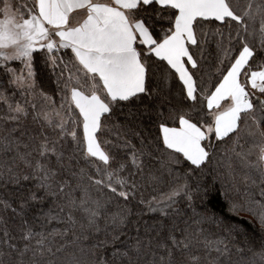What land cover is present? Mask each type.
<instances>
[{
  "label": "snow or ice",
  "instance_id": "snow-or-ice-1",
  "mask_svg": "<svg viewBox=\"0 0 264 264\" xmlns=\"http://www.w3.org/2000/svg\"><path fill=\"white\" fill-rule=\"evenodd\" d=\"M206 52L214 68L198 83ZM0 104L13 125L0 128V187L18 193L15 207L0 200L18 229H3L0 264H264V0H0ZM218 151L241 171L213 181L252 232H213L220 218L197 210L189 179ZM145 174L175 183L147 202L161 218L132 234L125 208Z\"/></svg>",
  "mask_w": 264,
  "mask_h": 264
},
{
  "label": "trees",
  "instance_id": "trees-1",
  "mask_svg": "<svg viewBox=\"0 0 264 264\" xmlns=\"http://www.w3.org/2000/svg\"><path fill=\"white\" fill-rule=\"evenodd\" d=\"M14 4L17 6H21L25 3V0H12ZM234 4H237L240 8H243L247 5L248 0H233ZM257 29L259 27V23L257 22L256 25ZM225 31H227V27L225 26ZM212 48H215V45H212ZM197 56H199V51L197 50ZM205 61L201 65L200 71L197 73L196 79L199 83L201 80V77L203 76L205 82L208 80L207 72L211 71L214 68V57L208 56L207 52L205 53ZM40 69H43V64H39L38 66ZM43 84L45 89L48 91L49 94H51L52 90L55 88V84L52 83L50 80L47 79L46 76H41ZM156 80L157 77L154 76L149 81L148 86L150 88L156 87ZM40 81H38L39 83ZM173 90H176L175 84L172 85ZM11 90H9L10 94ZM23 102V98L20 97L18 94L14 97L12 100L13 104L17 101ZM57 106L60 103V97H55ZM146 102V101H145ZM37 105L40 106L43 102L40 100L36 101ZM30 110V108H29ZM6 112V108L3 106V104H0V117H3L4 113ZM155 118V117H153ZM169 126L172 125V121H168ZM27 126L29 127H35L31 123V116L28 117V120L26 121ZM144 125H149L148 130L152 131L154 134L157 131L156 129H152L150 127V121L147 117L144 119ZM13 126L11 123H5L3 121H0V128L2 127H11ZM143 127V125L141 126ZM101 141L104 140H111L114 139V136L108 133H105L101 135L100 137ZM106 147L110 148L111 145H107ZM244 148H247V145L244 146ZM237 151H240L241 148L237 147ZM229 164H231L236 172L239 174L241 169L238 163V159L235 157L234 154L229 156L228 154H225L221 156L220 152L218 151L216 155L213 158V162L211 165H209L207 168L203 170L202 173H197L196 176L191 177L189 179V183L195 187L197 181L200 182L201 186V194L197 198L195 204L197 206L198 211H203L204 207L207 208L209 213L215 212L216 215L220 218L221 222V228L216 229L215 227L212 228V231H222L228 227H233L237 229L240 232H252L255 229L259 228V225L256 223L255 219L245 211H229V201L235 200L236 194L233 192L230 188L226 189L228 191V197L221 195V188H220V180L217 179L215 182L213 181L214 176H218L219 174H222L225 172V170L228 168ZM187 168V165H182L178 168V171L183 173ZM165 176L167 177V173L165 172ZM239 179V175H238ZM175 181L172 180V178H166L164 182H155L150 179V177L145 174V176L139 180L140 187L135 192V198L131 199L126 208L123 204V201H119V207L118 203L114 201L111 205V211L116 212L120 208H125V211H130V219L128 223V230H131L132 234H134V228L137 221H139L141 224L147 220L149 223H151L154 219H160V213L159 212H149L147 207V202L152 201L155 197L156 199H160L162 193H167L169 191V188L172 184H174ZM205 189L206 194H205ZM18 193H15V186L9 185L8 187H0V200H8L9 202L13 203V207L16 206ZM143 199L145 201L144 204L140 203V200ZM181 208V210L186 213L187 215H191V210L186 207L185 201L182 199L180 203L177 205ZM14 214L12 212V208H8L6 211L3 209V205L0 204V237L3 235V229L7 227L10 231V234L18 233V229L15 228V225L13 223ZM29 218H31V213H29ZM16 224L19 223L18 219L15 221ZM104 227H105V221L101 219L100 221V228L101 232L99 234L98 239H104ZM97 237H94L91 242H94ZM98 251L104 255L109 254L105 253L104 249H98ZM193 255H199L203 257V252L199 251L197 249L192 250Z\"/></svg>",
  "mask_w": 264,
  "mask_h": 264
}]
</instances>
